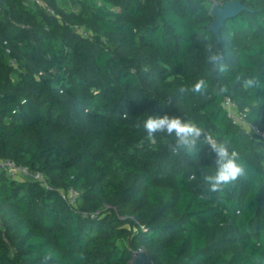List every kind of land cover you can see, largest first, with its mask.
<instances>
[{"label":"trees","instance_id":"16d2710c","mask_svg":"<svg viewBox=\"0 0 264 264\" xmlns=\"http://www.w3.org/2000/svg\"><path fill=\"white\" fill-rule=\"evenodd\" d=\"M208 1L0 0V159L50 186L0 169V264H131L140 249L153 264H264V137L222 106L264 131V0H240L218 44ZM201 78L205 94L179 91ZM165 114L226 142L246 174L209 191V146L173 152L134 127Z\"/></svg>","mask_w":264,"mask_h":264},{"label":"clouds","instance_id":"9594fccd","mask_svg":"<svg viewBox=\"0 0 264 264\" xmlns=\"http://www.w3.org/2000/svg\"><path fill=\"white\" fill-rule=\"evenodd\" d=\"M205 60L208 64L213 65L217 71H226L223 58L214 49L211 44L205 45ZM241 76L236 77V82L240 83ZM259 81L255 78L243 79L242 87L245 89L257 86ZM181 93L191 92L193 94H205L207 92V82L203 78L197 80L191 87L182 86ZM227 88L222 87L220 92H226ZM124 118H128L125 112ZM136 128H142L143 132L149 139L154 140L157 133H164L169 137L175 138V144L170 145L173 152L185 151L188 155L199 157L202 146H209L211 152L215 154V170L211 174L204 176V182L209 191L219 192L230 184L236 182L240 177L246 174L245 166L238 162L237 154L229 151L226 142H218L212 135L200 127L192 120H186L179 116L149 115L134 125ZM46 256L45 260L50 259Z\"/></svg>","mask_w":264,"mask_h":264},{"label":"built area","instance_id":"2783aa9c","mask_svg":"<svg viewBox=\"0 0 264 264\" xmlns=\"http://www.w3.org/2000/svg\"><path fill=\"white\" fill-rule=\"evenodd\" d=\"M30 1L43 5L42 0ZM50 12H52V10H50ZM14 62L15 60H13V63ZM222 106L227 110L228 115L233 119V121L244 128L247 133H253L264 137V131L249 122L246 118V113L240 111L236 103L230 97H225L222 102ZM0 169L6 171V173L11 177L31 178L33 180L41 182L47 188L50 187L47 179L42 172L33 171L27 166L16 163L12 159H0ZM60 193L62 195V198L66 199L69 203L76 205L79 193L74 188H70L69 190H60ZM95 215L96 214H93L92 216L94 217ZM1 226L0 216V227Z\"/></svg>","mask_w":264,"mask_h":264},{"label":"water","instance_id":"95a60500","mask_svg":"<svg viewBox=\"0 0 264 264\" xmlns=\"http://www.w3.org/2000/svg\"><path fill=\"white\" fill-rule=\"evenodd\" d=\"M243 10H249V7L240 0H228L225 3L215 2L211 7L210 13L214 17L210 24V29L217 37V44L220 40V30L224 26L225 21L235 17ZM131 264H153L144 249L137 251L131 261Z\"/></svg>","mask_w":264,"mask_h":264},{"label":"rangeland","instance_id":"374dc122","mask_svg":"<svg viewBox=\"0 0 264 264\" xmlns=\"http://www.w3.org/2000/svg\"><path fill=\"white\" fill-rule=\"evenodd\" d=\"M215 2H220L219 0H209L208 4L210 5V8L213 6Z\"/></svg>","mask_w":264,"mask_h":264}]
</instances>
